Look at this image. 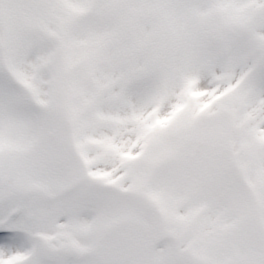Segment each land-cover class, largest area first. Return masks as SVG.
<instances>
[{
  "label": "snow or ice",
  "instance_id": "snow-or-ice-1",
  "mask_svg": "<svg viewBox=\"0 0 264 264\" xmlns=\"http://www.w3.org/2000/svg\"><path fill=\"white\" fill-rule=\"evenodd\" d=\"M0 264H264V0H0Z\"/></svg>",
  "mask_w": 264,
  "mask_h": 264
}]
</instances>
